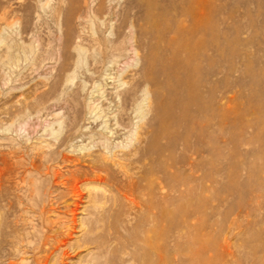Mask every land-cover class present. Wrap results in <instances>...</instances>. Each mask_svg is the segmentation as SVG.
<instances>
[{"label": "rangeland", "instance_id": "1", "mask_svg": "<svg viewBox=\"0 0 264 264\" xmlns=\"http://www.w3.org/2000/svg\"><path fill=\"white\" fill-rule=\"evenodd\" d=\"M98 147L118 157L92 204L64 178L85 160L59 161ZM32 185L62 257L14 250ZM42 254L264 264V0H0V264Z\"/></svg>", "mask_w": 264, "mask_h": 264}, {"label": "bare ground", "instance_id": "2", "mask_svg": "<svg viewBox=\"0 0 264 264\" xmlns=\"http://www.w3.org/2000/svg\"><path fill=\"white\" fill-rule=\"evenodd\" d=\"M81 150L82 148L79 151L78 150L74 151L75 154L73 152L71 156L68 154L67 155L61 154V157H60L59 162L60 164H64V165H67L69 163L77 164V163H80V161L83 159L86 162L85 168L77 167V168L69 170L67 174H65L64 178L69 187L68 191L77 192V191H80L81 189L85 190L86 197L91 199L92 204H96V202L100 203V200L104 199L103 186L107 182V180L109 179L110 175H112V172H113L112 170L113 166L106 162V160L102 157V154L105 153L108 155L109 153L111 158H117L118 152L116 153L115 150H111L110 148H107V147H104L103 149L102 147L101 148L98 147L97 150H94V151L87 150V152H80ZM64 165H60V166H64ZM54 175L56 177H62V174L60 172H56ZM79 186H81V188ZM30 192L31 194H34L36 200H35V203L33 202V206L31 208L32 214L23 215L21 213L18 217L20 221V225H22V227H26L27 231L24 232L23 234L20 233L17 235V239L14 242V250L20 253V255L26 250H29L33 252L34 254L35 253L38 254L39 252L44 253L46 248L48 246H51L55 248V252L56 251L58 252L60 250L61 257H62L65 251L64 248L68 247V243L67 242L63 243L62 244L63 247H60L59 244H57L56 246L52 245V243L49 240V238H51L52 235L49 233L50 232L49 231V221L47 220V217H45V215L48 214L47 199H45V195H47V192H43L40 188L35 187V185H32ZM80 193L81 192H79V194ZM51 200L52 199H50L49 201ZM100 217H101V213L98 209H96L89 214L88 220L86 222H81V225L79 226L80 228L79 230H80L82 237H91L94 230H97L100 225V222H101ZM32 220H35L36 224H34ZM73 221L74 220L72 219L71 222ZM37 227L39 228L43 227L45 229L40 231ZM28 236H30V238ZM66 236H69V233H63V235H61V237H59L57 241L61 242L63 239L62 237H66ZM144 239H145V242L148 243L150 241V235L146 233ZM55 254H58V253H55ZM48 256L49 255L47 254H42L41 256L38 255L37 257L34 258V264H46V259ZM18 257H21V256H18ZM18 261L20 263L23 262L22 260H18ZM49 261L51 262V259ZM19 262L10 260L9 264H20ZM60 262L62 263L63 261L60 259Z\"/></svg>", "mask_w": 264, "mask_h": 264}]
</instances>
